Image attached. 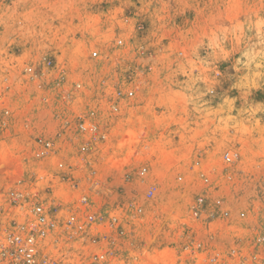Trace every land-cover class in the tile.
I'll return each mask as SVG.
<instances>
[{"label":"rangeland","instance_id":"1","mask_svg":"<svg viewBox=\"0 0 264 264\" xmlns=\"http://www.w3.org/2000/svg\"><path fill=\"white\" fill-rule=\"evenodd\" d=\"M10 190L87 193L128 264H264V0H0L4 211ZM43 246L93 263L81 233Z\"/></svg>","mask_w":264,"mask_h":264},{"label":"built area","instance_id":"2","mask_svg":"<svg viewBox=\"0 0 264 264\" xmlns=\"http://www.w3.org/2000/svg\"><path fill=\"white\" fill-rule=\"evenodd\" d=\"M132 95L133 92H130V96ZM80 128L94 135L98 130L93 124L87 127L86 122L81 124ZM39 144L43 147L41 155L49 153L51 142L40 139ZM224 159L226 163L232 164L240 159V155L226 153ZM146 174V168L139 173L142 177ZM74 187L80 189V183L75 184ZM159 188V183L150 185L145 198L153 199ZM4 198L9 204L5 211L3 208L0 209L1 212L4 211V218L0 217V264H72L69 260L54 256L51 248L47 251L43 246L47 237L54 233L70 235L71 239L81 233L92 245L90 254L92 264H119L117 262L128 264L132 258L137 260L140 256L133 253L130 258L121 250L127 237V231L123 226L124 218L120 215L110 217L105 212H89L92 210L93 202L87 193L67 207L62 201L53 200L54 206L35 202L31 208L28 206L30 197L20 191L10 190ZM204 201L203 198L198 199V205L194 208L196 214H200ZM64 210L66 214L61 215ZM137 211L138 214L143 213L141 207ZM83 213L87 214L82 216ZM243 215L240 213V216ZM223 216L225 219L233 218L230 211H224ZM57 242L59 238L56 239ZM58 252L62 253L61 250ZM61 256L68 258L67 254Z\"/></svg>","mask_w":264,"mask_h":264}]
</instances>
